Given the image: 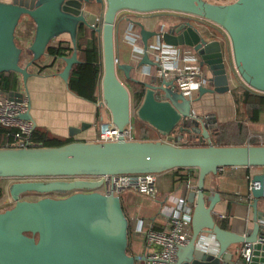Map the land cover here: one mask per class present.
I'll return each instance as SVG.
<instances>
[{
  "label": "water",
  "instance_id": "obj_1",
  "mask_svg": "<svg viewBox=\"0 0 264 264\" xmlns=\"http://www.w3.org/2000/svg\"><path fill=\"white\" fill-rule=\"evenodd\" d=\"M88 5L103 9L98 27V19L85 10ZM122 12L187 15L188 23L158 34L136 22L143 54L135 66L121 64L115 55V25ZM22 18H27L34 29L32 41L25 47V66L20 61L23 50L15 42ZM205 22L224 32L231 67L225 62L223 44L209 41L210 37L195 27ZM81 24L100 35V106L107 110L111 124L121 133L136 118L165 141H125L120 136L114 142L0 148V179L24 180L11 185L9 196L14 205L0 213V264H136L142 258L127 254L129 224L119 197L96 191L101 181L76 178L159 175L177 169H193L197 176L196 190L188 195L191 235L178 249L173 264H264V244L259 241L264 236V215L257 209L264 199V173L249 180L253 225L243 236L219 227L213 216L219 193L205 194L206 179L219 170L264 168V145H213L209 133L215 128L213 117H195L192 112V104L204 95L229 93L231 68L243 86L264 95V0H234L227 5L207 0H0V74L15 73L25 85L30 77L28 68L45 55L51 41L67 35L72 53L60 59L64 67L58 74L66 84L73 66L79 64L76 35ZM151 40L195 52L199 66L210 75L209 87L199 89L197 99L185 100L174 92L171 82L149 75L142 83L139 106L131 107L129 91L119 75L141 83L131 78V72L159 67L146 53ZM7 95L20 97L14 92ZM21 119L32 122L29 105ZM86 128L84 124L70 128L68 137ZM191 133L200 134L207 143L191 147L175 144ZM29 192L65 196L20 200L21 194ZM202 235L213 237L217 245L214 254L197 247ZM245 245L250 248L247 262L234 250V246Z\"/></svg>",
  "mask_w": 264,
  "mask_h": 264
},
{
  "label": "crops",
  "instance_id": "obj_2",
  "mask_svg": "<svg viewBox=\"0 0 264 264\" xmlns=\"http://www.w3.org/2000/svg\"><path fill=\"white\" fill-rule=\"evenodd\" d=\"M1 1L6 3L11 2V0ZM128 23L129 21H127L125 16H117L115 25V55L119 63L134 65V62L140 59V56H133L132 47L125 40V31ZM195 27L202 32L199 25L196 24ZM146 29L148 30L147 26ZM33 30L27 38L25 37L24 40L20 39L21 43L25 46L31 43ZM209 37V41L217 40L223 44L220 38L214 39L210 34ZM68 41L67 35H61L51 41L50 45H56L58 42H64L63 44H65ZM150 42H156V40H151ZM182 50H189L190 53L195 54L191 49L183 48ZM25 61L27 62L28 59ZM63 67L64 64L60 59L54 60L44 55L38 64L33 65L32 69H28L30 77L25 85L22 84L21 78L18 77L19 90L28 98L29 115L35 127L44 129L51 135L64 139L69 138L68 131L70 128H79L83 124L88 125V128L80 131L70 139L73 142H95L103 125L110 122L109 114L105 108L98 104L99 102L95 104L89 103L75 97L67 90L66 84L58 76ZM151 69L150 67H144L143 69L131 72V75H134V79L141 83L147 82L146 76H154V74H151ZM203 71L207 72L208 76H210L207 69H203ZM145 72L148 75L143 74ZM121 77L123 78V76ZM195 99H197V96ZM192 112L195 117H213V121L210 120L212 121V127L225 128L229 126L231 128L230 130L224 129L223 133L214 131V128L210 129V143L213 145H245L248 143L247 138L251 137L255 141H258L259 138L264 136V113L260 115L257 123H250L246 118L241 117L239 112H236L230 91L225 94L204 95L192 104ZM237 114L239 115L238 118H236ZM235 127H237V132L230 133V131H234ZM244 127L247 128L248 133H243ZM187 135L190 134L184 135L183 139L175 144L186 145V140L191 139ZM158 140H160L158 136L152 135L146 141ZM194 142H200V144L207 143L201 139ZM262 173H264V168H224L219 170L216 176L206 179L205 194L212 196L214 192L219 193L220 201L213 209V216L216 222L221 221L222 219L218 217L219 215H223L226 217L229 231L243 236L251 230L253 224L251 220L249 180L253 175ZM179 174L184 175L186 173L182 172ZM156 176L158 195L155 199H148L133 191H127L119 197L125 217L130 224L129 251L131 254L129 255L131 256L142 257L145 242L144 233L150 228L155 231H161L166 224V218L163 215L164 213H162L163 210L164 212L166 211L164 208H175L173 202L177 198H183L189 204L188 195L194 191L188 188L187 185L196 186V178L181 184L177 182L178 177L172 171ZM249 197L250 199H248ZM257 209L259 213L264 215V199L258 202ZM178 213L177 210L174 214L178 215ZM137 223H141L144 231L142 234H135L133 231ZM197 247L207 254H214L217 250V245L210 235H202ZM241 249V246H234V250H237L238 253Z\"/></svg>",
  "mask_w": 264,
  "mask_h": 264
},
{
  "label": "built area",
  "instance_id": "obj_3",
  "mask_svg": "<svg viewBox=\"0 0 264 264\" xmlns=\"http://www.w3.org/2000/svg\"><path fill=\"white\" fill-rule=\"evenodd\" d=\"M119 15L125 16L127 21H129L125 31V40L132 47L133 56L138 57L139 55L141 57L143 50L139 31L135 25L138 22L139 15L129 12H122ZM171 29L172 27L168 30L161 29L157 33L163 34ZM182 49L183 47L168 46L162 41L156 40V42H149L146 53L151 61L159 65L158 68H155L154 76L166 82H171L174 92L181 95L185 100L192 102L197 96L199 89L208 87L209 76L199 66L198 56L190 53L189 50L184 51ZM143 74L148 75L147 72ZM14 93L20 95V97L0 94V126L15 130L13 148L28 147V139L34 129V123L21 119V116L28 112V98L20 90ZM98 102V104L101 103V98H99ZM120 136L125 141L136 140L132 120L121 133L118 132L111 122L104 124L95 142H114ZM263 140V137L259 138V145H263ZM85 181H101L102 184L96 191L105 196L120 197L127 191H133L148 199H155L158 195L157 176L153 174L90 177ZM187 187L194 192L196 190L195 185H187ZM173 203L175 208L165 207L166 211H162L166 218V224L163 229L155 231L150 228L144 233V253L140 260L142 264H173L176 260L178 249L188 243L191 235V207L183 198H177ZM177 210L179 213L175 215L174 213ZM218 218L225 219L223 215H219ZM133 231L135 234H142L144 231L141 223H137ZM259 241L264 244L263 235L259 238ZM239 254L247 262L250 254L249 246H243Z\"/></svg>",
  "mask_w": 264,
  "mask_h": 264
},
{
  "label": "trees",
  "instance_id": "obj_4",
  "mask_svg": "<svg viewBox=\"0 0 264 264\" xmlns=\"http://www.w3.org/2000/svg\"><path fill=\"white\" fill-rule=\"evenodd\" d=\"M63 43L64 42H58L56 45H49L46 48L45 55L49 56L54 60L61 59L62 57H69L72 53L70 42L68 41L65 42V44ZM76 52L79 64L73 66L70 72L66 83L67 90L75 97L87 101L89 103L95 104L98 102V98H100V35L96 31L91 30L82 24L79 25L76 35ZM232 76L234 77L233 72ZM18 77L19 76L15 73L0 74V92L2 94H8L18 91ZM125 81H129V94L131 99V106L132 108L136 109L142 100L144 86L142 83H136L130 80ZM230 91L234 106L237 108L236 112L239 110V114H242V116L246 118L247 121H249L250 123H257L260 115L264 113V95H256L252 93L249 89H247L245 86L241 87L239 95L233 93L232 90ZM132 124L135 128V139L137 141H146L147 139H150L147 134V132L149 131L153 132L151 133L152 135L158 136L157 133L151 127L138 121L136 118L132 119ZM140 130L142 133L139 132ZM218 130V128H214V131L218 132ZM137 131L139 133H137ZM14 133L15 130L6 129L0 126V148H13ZM159 139L163 138L159 137ZM28 142V147H60L72 143L73 140L70 138L64 139L60 137H55L44 129L34 127L33 131L29 136ZM256 143H251V145H259V139L258 141H256ZM172 172H174L175 176L178 177L177 182L181 184H184L189 180L196 178V172L193 169H177L173 170ZM182 172H185L186 174H179ZM217 224L221 229L228 230L226 217L225 220L223 219L217 222ZM129 232L130 224L128 225V255ZM136 264H142V262L138 261Z\"/></svg>",
  "mask_w": 264,
  "mask_h": 264
},
{
  "label": "rangeland",
  "instance_id": "obj_5",
  "mask_svg": "<svg viewBox=\"0 0 264 264\" xmlns=\"http://www.w3.org/2000/svg\"><path fill=\"white\" fill-rule=\"evenodd\" d=\"M207 2H209L211 4H216V5H227V4H231L232 2H234V0H207ZM85 10H87L89 13L93 14L98 19L97 22L95 23V27H98L99 23H100L99 20L103 14V9H101V7H99L98 5H88L87 7H85ZM151 15L139 16L138 17V23H140L145 29L147 26L149 31H153V32L157 33L161 29L168 30L171 26H173V24H174L173 17L177 16L178 14L159 13V14H151ZM158 15L161 18H158V17L154 18L155 16H158ZM165 15H167V16H165ZM199 26H200V29L202 31L201 33H203V35L206 36L207 38L209 37V34L211 36H213L214 39L215 38L217 39V37L220 38V40L223 42V45H224L225 62L228 66L231 67L230 60H229L230 54H229V50H228V40H227L224 32H222V30L219 29L218 27H216L215 25H212L208 22H205L204 24H201ZM32 29H33V25L31 22H29L27 20V18H22L17 29H16L15 42H16L17 46H19L23 50V53L21 55V60H20L22 66L26 65L25 60H27L28 54L25 51L26 46L23 43H21L20 39L24 40L25 37L27 38V36H29L30 32H32ZM183 48H186V47H183ZM41 60H42V58L39 61H37V64ZM135 64H136V62H134V66H135ZM32 68H33V65L30 66L28 69L30 70ZM231 70H232L231 72H234L232 68H231ZM151 74H155V68H153V67L151 69ZM228 75L230 77V90H232L233 93L239 95L241 87H244L243 84L240 82L239 79L237 80L236 78H234L232 76V74L230 73V71H228ZM121 76L122 75H119V79L121 81L123 80L122 81L123 84L126 86V88L129 91V87H130L129 81H125ZM131 78L134 79L135 76L131 75ZM149 78H150L149 76L145 77V79H147V80H149ZM235 109L237 110L236 107H235ZM238 112H240V111L238 110L237 113ZM240 116H242V114H240ZM238 117H239V115L237 114L236 118H238ZM238 126L241 127L242 125H238ZM244 128L245 129L243 130V133H246V132L248 133V130H246L247 128L246 127H244ZM218 129H219L218 130L219 133L220 132L223 133L225 131L224 129L230 130L231 128L229 126H226L225 128L219 127ZM236 130H237V127L234 128V131L233 130L230 131V133H235V132H237ZM238 130H239V128H238ZM139 132L142 133L141 130ZM139 132L137 131V133H139ZM151 133H153V132H151V131L147 132L149 138L152 137ZM187 136L191 137V139L186 140L187 144L183 145V146L191 147V146H200V145L203 146L204 145V143L200 144V142H194V141L202 139L200 135L194 133V134H190ZM186 138H188V137H186ZM247 140H248V143H246L245 145H251V143H256L255 139H252L251 137L247 138ZM212 141H214V140H212ZM76 179L87 180L88 178L84 177V178H76ZM52 180H54V179H45L43 181H52ZM58 180H61V179H58ZM67 180L71 181L72 179H67ZM23 181L24 180H17V179H0V213L12 208L14 205V201L9 196V188L11 187V185L14 183L23 182ZM30 181H37V180H30ZM63 196H65V195L55 194V193L42 195V194L29 192V193L21 194L20 200L32 202V201H37V200L44 198V197L61 198ZM129 254H131L130 251H129Z\"/></svg>",
  "mask_w": 264,
  "mask_h": 264
},
{
  "label": "flooded vegetation",
  "instance_id": "obj_6",
  "mask_svg": "<svg viewBox=\"0 0 264 264\" xmlns=\"http://www.w3.org/2000/svg\"><path fill=\"white\" fill-rule=\"evenodd\" d=\"M165 16H167V15H165ZM156 17L161 18L159 15L155 16L154 18H156ZM173 19H174V24L171 27H174V26H176V27L178 26L179 27L181 25H184V24L188 23V18L185 15H177V16L173 17ZM202 69L205 70V68H202ZM61 181H69V180L61 179Z\"/></svg>",
  "mask_w": 264,
  "mask_h": 264
}]
</instances>
